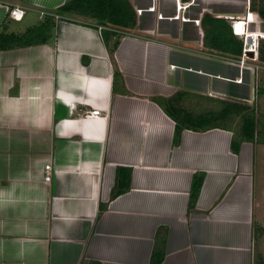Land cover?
I'll return each instance as SVG.
<instances>
[{
  "label": "crops",
  "instance_id": "crops-1",
  "mask_svg": "<svg viewBox=\"0 0 264 264\" xmlns=\"http://www.w3.org/2000/svg\"><path fill=\"white\" fill-rule=\"evenodd\" d=\"M66 1L0 0V25L8 6L26 9L12 22L22 31L41 19L39 11L52 13ZM140 1L131 0L142 9L137 27L114 53L116 37L106 43V29L77 14H66L46 43L0 51V264H151L156 245L164 251L160 264H253L257 144L233 152V132L224 128L185 129L175 144V121L153 97L176 96V106L207 110L222 104H209L208 96L236 94L222 80L240 86L245 72L258 71L229 57L217 64L236 75L212 68L206 8L190 15L197 0H181L180 11L177 0ZM168 1L176 10L166 16ZM248 11L210 12L231 20ZM145 12L157 18L143 25ZM250 17L249 31L264 34ZM162 20L176 22L178 32L161 30ZM92 105L101 114L83 117ZM119 167L132 169L131 187L112 198ZM197 173L204 182L191 210Z\"/></svg>",
  "mask_w": 264,
  "mask_h": 264
},
{
  "label": "trees",
  "instance_id": "trees-1",
  "mask_svg": "<svg viewBox=\"0 0 264 264\" xmlns=\"http://www.w3.org/2000/svg\"><path fill=\"white\" fill-rule=\"evenodd\" d=\"M188 1V0H184ZM250 8L264 19V0H251ZM53 14L59 15L56 19L53 14H47L36 24L19 31L7 18L0 25V51L46 43L50 40L60 20H67L66 14H77L94 18L99 25L106 26L103 35L108 43L110 36L116 37L110 49L114 53L122 36L137 27L138 14L131 0H67L58 7ZM204 29V45L210 49L223 53L224 57L239 59L242 56L243 40L234 35L233 26L224 17H217L209 12L202 17ZM259 59L264 62V39L260 40ZM119 72L115 71L114 81ZM261 90H259L260 92ZM181 94V93H180ZM226 99L207 97V101H218L220 106L208 107L207 110L193 111L174 104L175 97H153L175 121L174 142L180 141L185 129L207 131L214 128L229 129L233 132L231 149L238 153L244 142L264 143V114L257 111L254 105L239 99V95L230 94ZM179 96V95H177ZM239 99V100H238ZM132 169L119 167L116 172L115 185L112 189V198L130 190ZM204 182V174L194 175L190 192V209H194ZM264 236V225L254 226V262L264 264V254L258 249V242ZM164 258V251L156 245L151 264H160ZM96 264V263H94Z\"/></svg>",
  "mask_w": 264,
  "mask_h": 264
},
{
  "label": "rangeland",
  "instance_id": "rangeland-1",
  "mask_svg": "<svg viewBox=\"0 0 264 264\" xmlns=\"http://www.w3.org/2000/svg\"><path fill=\"white\" fill-rule=\"evenodd\" d=\"M151 0H141V4L143 7H147L150 5ZM205 1H210L212 3V9H208L206 7ZM248 0H197V6H194L191 9V16L198 15L199 11L204 10L206 12H214L222 14H234V15H244L247 10L251 9L249 8V4L247 2ZM251 1V0H250ZM140 4V5H141ZM141 5V6H142ZM147 10V9H144ZM161 10L164 12L166 16L171 15L176 10V5L172 1H168L164 6L161 7ZM211 11V12H210ZM138 14V12H137ZM34 20L38 19L37 17L33 16ZM157 18L156 16L145 12L143 14V20L142 24H150L154 21V19ZM227 19V18H226ZM227 21L233 26L234 35L241 39L239 36L238 30H236L233 22L230 19H227ZM29 23V22H28ZM258 23L260 24L261 28L264 30V19L259 15ZM23 24H26V22H23ZM259 26V27H260ZM160 29L164 31H168L173 33H177L178 24L176 22L170 21V20H162L160 22ZM190 34L193 36L195 35L194 27H190L189 31ZM238 32V33H237ZM209 52H214L213 55L210 56L211 59H213V62L216 63L215 70L222 71L226 76H229L227 78H230L231 76H234L238 73V69L232 68L230 66L221 65L218 62H221L223 64H226L227 58H224L223 53L212 51L208 49ZM249 62L254 61L252 59L248 60ZM257 64L261 65L262 68H259L258 74L256 75H250V73L245 72V80L243 84H240V86L234 85L232 82H227L222 80V87L229 90V92L234 91L237 95H239V99L246 101L250 105H254L258 112L264 114V62L259 59L257 61ZM209 68H211V65H207ZM252 76V78L250 77ZM252 79V80H251ZM243 80V79H242ZM220 84V82H218ZM233 84V86H232ZM232 86V87H231ZM259 90H261L259 92ZM251 91H253V96H251ZM216 95V94H215ZM218 95V94H217ZM249 98V99H248ZM238 99V100H239ZM257 144L256 147V153H257V164H256V204H255V216L257 220L256 224L264 225V143L262 142H254ZM261 222V223H260ZM258 249L264 254V236L262 239L258 242Z\"/></svg>",
  "mask_w": 264,
  "mask_h": 264
},
{
  "label": "built area",
  "instance_id": "built-area-1",
  "mask_svg": "<svg viewBox=\"0 0 264 264\" xmlns=\"http://www.w3.org/2000/svg\"><path fill=\"white\" fill-rule=\"evenodd\" d=\"M177 1H178V7H179V11H180L185 6H184V4L181 3V0H177ZM247 2L249 4L248 7L250 8L251 1L248 0ZM149 9L155 10V6H151ZM138 12L141 13L142 9H139ZM25 14H26V9L21 5H15L12 7H9V6L7 7V18H9L11 20L21 21L24 18ZM47 14H49V13L45 10L39 11L40 18H43ZM50 14H53V13H50ZM250 14H253L254 20L259 18V14L250 12V9H249L246 17H244V19H242V21L239 20V18L235 19L234 17H231V20L234 21V26H235L236 30H238V32H239V36L243 40V50H242V56L239 59L229 58V60H231L232 62L237 64L241 69L250 68L254 71H257L259 68H262L261 65L257 64V61H259L260 40L262 38H264V34H261V36H257V37H251L249 35V33H250L249 29H251V22L249 21L251 18ZM53 15L55 16L56 19L60 18L59 15H56V14H53ZM159 17H163V15L159 14ZM178 17H180V15H178V14L173 15L171 17V19H175ZM187 19H189V18L182 16V20H187ZM194 20L196 23L200 24L199 19H194ZM239 22L246 23V28H247L246 32H242V31H240V29L237 28ZM243 27H245V25ZM98 28H99V31H102L103 29H106V26L99 25ZM251 33H253V32H251ZM202 34H203V32H202ZM249 59H252L254 61V63L249 62L248 61ZM239 80H242V79H239ZM101 112L102 111L100 108L94 107L92 105L91 109H87L86 111H84V113L82 115H83V117L90 119V118H93L95 116H99L101 114ZM45 169L47 170V175L45 176V180L50 181L51 180V173L50 172L52 170V164L47 163L45 165Z\"/></svg>",
  "mask_w": 264,
  "mask_h": 264
},
{
  "label": "bare ground",
  "instance_id": "bare-ground-1",
  "mask_svg": "<svg viewBox=\"0 0 264 264\" xmlns=\"http://www.w3.org/2000/svg\"><path fill=\"white\" fill-rule=\"evenodd\" d=\"M239 20H241L242 21V19H239ZM241 24H242V29H241ZM238 25H239V27H240V31H242V32H246V30H247V28H246V23H244V22H239L238 23ZM245 25V27H243ZM250 33H249V35L251 36V37H257L256 35H255V33L253 32V33H251V31H249ZM252 39V38H251Z\"/></svg>",
  "mask_w": 264,
  "mask_h": 264
},
{
  "label": "clouds",
  "instance_id": "clouds-1",
  "mask_svg": "<svg viewBox=\"0 0 264 264\" xmlns=\"http://www.w3.org/2000/svg\"><path fill=\"white\" fill-rule=\"evenodd\" d=\"M262 39H264V38H262Z\"/></svg>",
  "mask_w": 264,
  "mask_h": 264
}]
</instances>
